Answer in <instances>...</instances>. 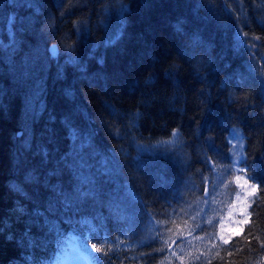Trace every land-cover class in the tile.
I'll return each instance as SVG.
<instances>
[{"label": "trees", "instance_id": "16d2710c", "mask_svg": "<svg viewBox=\"0 0 264 264\" xmlns=\"http://www.w3.org/2000/svg\"><path fill=\"white\" fill-rule=\"evenodd\" d=\"M232 129L262 191L190 264H264V0H0V264L71 236L92 264H161L213 237Z\"/></svg>", "mask_w": 264, "mask_h": 264}, {"label": "rangeland", "instance_id": "374dc122", "mask_svg": "<svg viewBox=\"0 0 264 264\" xmlns=\"http://www.w3.org/2000/svg\"><path fill=\"white\" fill-rule=\"evenodd\" d=\"M57 50L51 49L54 54ZM173 134V137L164 142L174 141L177 134ZM230 142L234 154L232 166L224 170V174L218 173L215 176L212 190L207 192L205 198L203 221L216 223L215 235L209 238L189 235L184 241L172 246L168 257L161 264H190L197 258H203L209 254L216 241L225 242L245 224L253 196L249 195L251 186L247 183L249 179L241 165L244 155L241 131L232 129ZM227 176L232 181L230 186L227 185ZM67 240L52 264H92L89 262L90 251L79 238L71 236Z\"/></svg>", "mask_w": 264, "mask_h": 264}, {"label": "snow or ice", "instance_id": "6c2138e0", "mask_svg": "<svg viewBox=\"0 0 264 264\" xmlns=\"http://www.w3.org/2000/svg\"><path fill=\"white\" fill-rule=\"evenodd\" d=\"M171 74V69L165 70V75L169 76ZM148 82H155V77L152 75V73H149L148 78L146 80V83ZM246 171V170H245ZM253 180H256L255 176L252 177ZM247 183L250 184L251 186V192L249 193V195L251 196H256L258 193H260L262 191L261 189V185L259 183H251V181H248ZM245 223H247V221H245ZM227 243V241H225ZM93 247H96L95 245H93ZM97 251H101L100 248H96Z\"/></svg>", "mask_w": 264, "mask_h": 264}, {"label": "water", "instance_id": "95a60500", "mask_svg": "<svg viewBox=\"0 0 264 264\" xmlns=\"http://www.w3.org/2000/svg\"><path fill=\"white\" fill-rule=\"evenodd\" d=\"M50 48H51V49H54V50L56 49L54 45H51ZM52 53H53V52H52ZM53 54H54V53H53Z\"/></svg>", "mask_w": 264, "mask_h": 264}]
</instances>
